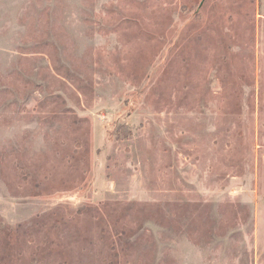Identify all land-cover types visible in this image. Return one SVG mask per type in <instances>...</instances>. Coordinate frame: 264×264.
<instances>
[{
    "label": "rangeland",
    "instance_id": "rangeland-1",
    "mask_svg": "<svg viewBox=\"0 0 264 264\" xmlns=\"http://www.w3.org/2000/svg\"><path fill=\"white\" fill-rule=\"evenodd\" d=\"M0 264H264V0H0Z\"/></svg>",
    "mask_w": 264,
    "mask_h": 264
}]
</instances>
